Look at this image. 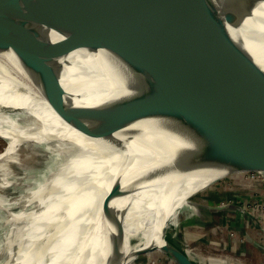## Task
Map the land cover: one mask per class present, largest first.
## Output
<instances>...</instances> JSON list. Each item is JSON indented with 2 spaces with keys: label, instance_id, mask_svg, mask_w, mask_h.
Wrapping results in <instances>:
<instances>
[{
  "label": "water",
  "instance_id": "obj_1",
  "mask_svg": "<svg viewBox=\"0 0 264 264\" xmlns=\"http://www.w3.org/2000/svg\"><path fill=\"white\" fill-rule=\"evenodd\" d=\"M258 1L221 0L217 9L211 0H0V52L12 51L50 108L83 135L105 139L137 120L170 119L192 144L176 152L179 170L225 168L222 178L246 176L264 188V70L227 31ZM253 40L264 61V37ZM78 49L115 55L133 74V93L69 105L58 60ZM126 211L112 218L103 264H131L149 253L199 264L165 229L162 247L125 261L119 247Z\"/></svg>",
  "mask_w": 264,
  "mask_h": 264
},
{
  "label": "bare ground",
  "instance_id": "obj_2",
  "mask_svg": "<svg viewBox=\"0 0 264 264\" xmlns=\"http://www.w3.org/2000/svg\"><path fill=\"white\" fill-rule=\"evenodd\" d=\"M211 1L221 8V0ZM261 23L264 0L251 8L239 26L227 25V31L264 70L257 44L252 42L264 37ZM49 37L60 39L53 32ZM58 63L69 105H99L133 93L130 69L107 50L78 49ZM29 77L12 51L0 52V137L6 141L0 171L4 179L10 174L4 164L18 162L19 148H27L30 155L36 153L35 144L24 143L23 138L52 142L49 158L56 162L48 170L49 177H28L31 200L40 210L14 216L13 222L7 219L12 226L22 224L12 230L5 245L7 249L18 245V264H103L106 236L115 231L112 218L126 210L119 247L123 259L158 249L164 245L167 223L175 221L178 211H200L189 202L198 192L188 198L179 193L230 172L225 168L179 170L176 152L189 150L192 144L166 118L137 120L110 138L87 137L50 108ZM25 116L33 122L17 123ZM4 201L0 196V209L7 207ZM188 254L198 263L215 264L212 258Z\"/></svg>",
  "mask_w": 264,
  "mask_h": 264
},
{
  "label": "rangeland",
  "instance_id": "obj_3",
  "mask_svg": "<svg viewBox=\"0 0 264 264\" xmlns=\"http://www.w3.org/2000/svg\"><path fill=\"white\" fill-rule=\"evenodd\" d=\"M27 117L18 121L22 124L29 122L30 117ZM24 143L34 145L31 141H24ZM5 144L6 141L0 138V153L4 150ZM51 145L52 142L35 144L36 153L31 155L27 148H19L16 152L18 162L7 161L4 164L9 170V176L4 179L0 171V196L3 197L4 203L7 205L6 208L0 209V264H18L16 260L19 251L18 245L13 244L8 249L5 245L12 230L21 228L22 224L17 223L12 226L7 222V219L9 222H13L14 216L40 210L38 203L31 200L30 187L32 184L28 177L32 175L37 179L50 176L49 168L56 166V162L49 158L52 150ZM225 175L215 177L212 182ZM253 181L254 179L246 176L233 175V177L222 178L208 187L201 186L199 183L189 190L179 193V197L188 198L189 195L198 192L189 198V202L198 203L200 211L196 213L189 208L178 211L175 221L167 223L165 227L169 240L176 242L189 253L212 258L220 264H263L264 236H258L259 229L257 228L263 227L264 229V188H258ZM231 205H233V210L236 208L239 212L251 215L252 219H255L251 224L253 228L251 232L254 234L252 237L253 247L248 245L251 242L249 235H252L249 230L244 228L241 231H236V224L224 220V212H228L225 210L231 209V207L227 209L226 207ZM216 207H223L221 209L223 211L217 210ZM222 219L223 221H221ZM260 232L264 234L261 230ZM256 233L257 235H255ZM176 239H180L182 243H178L179 241ZM166 262L175 264L162 254L149 253L137 256L131 264H164Z\"/></svg>",
  "mask_w": 264,
  "mask_h": 264
},
{
  "label": "crops",
  "instance_id": "obj_4",
  "mask_svg": "<svg viewBox=\"0 0 264 264\" xmlns=\"http://www.w3.org/2000/svg\"><path fill=\"white\" fill-rule=\"evenodd\" d=\"M227 209V208H226ZM221 211H223V210H221ZM220 211V212H221ZM225 211H228V212H224V220L225 221H229V223H231V224H236V231L237 230H239V231H241L242 229H244V228H246L247 230H249L250 232L253 230V228H252V225L251 224H253V221L255 220H253L252 218V216L251 215H245V214H243V213H241V212H239L238 211V209H236L235 208V210H233V205L231 206V209H228V210H225ZM242 216V217H241ZM240 219H241V221H240ZM253 220V221H252ZM221 221H223V219L221 220ZM224 221V222H225ZM199 223H200V221H199ZM257 229H259L258 230V232H259V237H261V236H264V234L262 233L261 234V232H260V230L262 231V232H264V229H263V227H258ZM252 233V232H251ZM255 233V232H254ZM250 234V233H249ZM261 234V235H260ZM253 233H252V235H249L250 236V239H251V242H252V237H253ZM255 235H257V233L255 234ZM249 243L248 245L250 246V247H253L254 246V243L252 242V243ZM257 246H258V244H257ZM213 261H215V260H213ZM262 261H264V257H262ZM216 262H217V264H220V262H218V261H215L214 263L216 264ZM164 264H171V263H169V262H166V263H164ZM199 264H201V263H199ZM264 264V263H263Z\"/></svg>",
  "mask_w": 264,
  "mask_h": 264
}]
</instances>
